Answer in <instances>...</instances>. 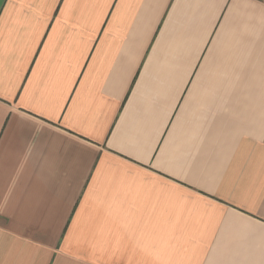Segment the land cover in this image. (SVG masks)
Returning <instances> with one entry per match:
<instances>
[{"label": "crops", "instance_id": "0c3cea01", "mask_svg": "<svg viewBox=\"0 0 264 264\" xmlns=\"http://www.w3.org/2000/svg\"><path fill=\"white\" fill-rule=\"evenodd\" d=\"M264 0H0V264H264Z\"/></svg>", "mask_w": 264, "mask_h": 264}, {"label": "snow or ice", "instance_id": "6c2138e0", "mask_svg": "<svg viewBox=\"0 0 264 264\" xmlns=\"http://www.w3.org/2000/svg\"><path fill=\"white\" fill-rule=\"evenodd\" d=\"M261 207H264V204H262Z\"/></svg>", "mask_w": 264, "mask_h": 264}]
</instances>
